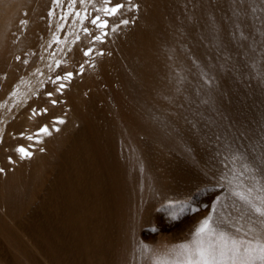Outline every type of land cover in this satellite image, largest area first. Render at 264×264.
<instances>
[{"label":"rangeland","instance_id":"374dc122","mask_svg":"<svg viewBox=\"0 0 264 264\" xmlns=\"http://www.w3.org/2000/svg\"><path fill=\"white\" fill-rule=\"evenodd\" d=\"M18 1L0 24V264H190L221 233L264 241L238 195L264 198V0Z\"/></svg>","mask_w":264,"mask_h":264},{"label":"snow or ice","instance_id":"6c2138e0","mask_svg":"<svg viewBox=\"0 0 264 264\" xmlns=\"http://www.w3.org/2000/svg\"><path fill=\"white\" fill-rule=\"evenodd\" d=\"M110 2L111 0H105V4H109ZM124 7V4L117 3L114 6L103 8V11L106 15H116ZM91 23L101 30L108 27L107 22L100 21L99 16L93 19ZM123 23L127 24L128 21L125 20ZM85 31L87 32V30ZM95 39L102 42L101 36H96ZM84 55L89 56L90 51H85ZM71 76L72 73H68L64 77H58L57 79L69 80ZM63 87L64 85L60 84V88ZM49 97H51V93H49ZM55 103L56 101H53V104ZM59 123H63V121H59ZM39 134L48 135L49 132L47 127L41 128L36 135ZM28 139L32 140L33 137L29 136ZM17 151L21 154L22 158L30 157V153L23 147L18 148ZM245 170H247V166H245ZM238 195L239 198L247 203L251 210L261 219V228L264 229V198H261L259 204H255L246 195L239 193ZM211 231L212 229L209 227V222L205 220L199 228L197 235L206 236ZM190 255L194 257V260L190 261V264H256L257 261H259V264H264V241H257L255 244L252 242L246 243L235 238L227 237L225 234L221 233L219 235V243L210 242L206 246L201 243L194 249H191Z\"/></svg>","mask_w":264,"mask_h":264},{"label":"bare ground","instance_id":"6f19581e","mask_svg":"<svg viewBox=\"0 0 264 264\" xmlns=\"http://www.w3.org/2000/svg\"><path fill=\"white\" fill-rule=\"evenodd\" d=\"M13 1H15V0H0V24H1V22H2L3 20H5L6 16L9 15V14L7 15V13H8L7 11H9V8H10V9L15 8V7H13V3H14ZM19 1H20V0H19ZM19 1H18V2H19ZM56 1H57V0H56ZM63 1H64V0H63ZM63 1H62V2H63ZM114 1H115V0H114ZM138 1H139V0H138ZM16 2H17V0L15 1V3H16ZM41 2H42V1H41ZM44 2H45V1H44ZM48 2H49V1H48ZM51 2H52V1H51ZM51 2H50V4H51ZM103 2H104V1H103ZM116 2H117V1H116ZM15 3H14V4H15ZM19 3H21V1H20ZM19 3L17 4L18 7L15 5V6H16V8H15L16 10H17V8L20 9V8L22 7V6L19 7ZM78 3L80 4V2H78ZM118 3H119V2H118ZM50 4H48V5H50ZM54 4H55V3H54ZM54 4H53V6H54ZM58 4H59V3H58ZM65 4H66V2L64 3V5H65ZM115 4H117V3H114L113 5H109V6L111 7V6H114ZM123 4H124V2H123ZM10 5H12V8H11ZM60 5H61V4H60ZM64 5H63V6H64ZM74 5H75V4H74ZM31 6H32V5H31ZM53 6H52V7H53ZM58 6H59V5H58ZM24 7H27V6L24 5V6H23V9H24ZM28 7H29V6H28ZM49 7H51V6H49ZM55 7H56V6H55ZM73 7H74V6H73ZM59 8H60V7H59ZM68 8H69V7H68ZM77 8H79V6H78ZM15 9H12V10H15ZM72 9H73V8H72ZM54 10H55V8H54ZM60 10H61V9H60ZM69 10H70V9H69ZM73 10H74V9H73ZM76 10L78 11V9H76ZM76 10H75V11H76ZM62 11H63V10H62ZM64 11H65V10H64ZM64 11H63V12H64ZM134 11H135V10H134ZM16 12H17V11H16ZM31 12H32V11H31ZM60 12H61V11H60ZM63 12H62V13H63ZM86 12H87V11H86ZM140 12H141V11H140ZM3 13H4V14H3ZM20 13H21V12H20ZM43 13H44V12H42V14H43ZM51 13H52V12H51ZM65 13H66V12H65ZM130 13H131V12H130ZM13 14H14V13H13ZM24 14H25V13H24ZM24 14H23V15H24ZM58 14H59V12H58ZM83 14H84V13H83ZM131 14H132V13H131ZM134 14H135V13H134ZM18 15H19V14H18ZM18 15H17V16H18ZM46 15H47V14H46ZM73 15H74V14H73ZM85 15H86V13H85ZM88 15H89V14H88ZM10 16H11V15H9V17H10ZM14 16H15V14L12 15V18H14ZM17 16H16V18H17ZM26 16H27V15H26ZM60 16H61V15H60ZM80 16H81V15H80ZM83 16H84V15H83ZM128 16H129V14H128ZM132 16H133V14H132ZM19 17H22V15L19 16ZM28 17H29V16H28ZM28 17H27V18H28ZM51 17H53V16H51ZM61 17L63 18V16H61ZM130 17H131V16H130ZM22 18H23V17H22ZM67 18H68V16H67ZM82 18H83V17H82ZM121 18H122V17H121ZM18 19H19V18H18ZM25 19H26V17H25ZM50 19L53 21V18H50ZM88 19H91V18H88ZM108 19H109V18H108ZM117 19H118V18H117ZM11 20H12V19H11ZM11 20H9V21H11ZM15 20H16V19H15ZM15 20H12V21H15ZM23 20H24V18H23ZM23 20H21V21H23ZM51 20H50V21H51ZM57 20H58V19H57ZM66 20H67V19H66ZM68 20H69V18H68ZM7 21H8V20H7ZM25 21H26V20H25ZM69 21H70V20H69ZM77 21H78V20H77ZM104 21H107V18H106V20H104ZM118 21H119V20H118ZM121 21H122V20H121ZM121 21H120V22H121ZM5 22H6V20H5ZM15 22H16V21H15ZM18 23H19V21H18ZM56 23H57V22H56ZM58 23H60V22L58 21ZM71 23H72V22H71ZM14 24H15V23H13V25H14ZM118 24H119V22H118ZM13 25H12V26H13ZM47 25H49V24H47ZM54 25H55V23H54ZM54 25H53V26H54ZM56 25H58V24H56ZM62 25H64V24H62ZM78 25H79V24H78ZM120 25H121V24H120ZM8 26H9V24H8ZM8 26H7V27H8ZM14 26H16V24H15ZM7 27H6V28H7ZM47 27H48V26H47ZM55 27L57 28V26H55ZM58 27H59V25H58ZM12 28H13V27H12ZM16 28H17V27H16ZM51 28H52V26H51ZM14 29H15V28H14ZM18 29H19V28H18ZM49 29H50V28H49ZM54 29H55V28H54ZM62 29H65V28L62 27ZM88 29H89V28H88ZM5 30H7V29H5ZM8 30H10V29H8ZM8 30H7V32H8ZM60 30H61V29H60ZM67 30H68V27H67ZM70 30H71V29H70ZM58 31H59V30H58ZM62 31H63V30H62ZM69 32H70V31H69ZM1 33H2V32H1ZM47 33H48V32H47ZM50 33H51V32H50ZM55 33H56V32H55ZM60 33H62V32H60ZM70 33H71V32H70ZM129 33H130V32H129ZM52 34H53V33H52ZM52 34H51V35H52ZM58 34H59V33H58ZM63 34H64V33H63ZM65 35H66V34H65ZM75 35H76V34H75ZM125 35H126V34H125ZM49 36H50V35H49ZM59 36H60V38H61L62 35L59 34ZM117 36H118V35H117ZM128 36H129L130 38L132 37V36H130V35H128ZM1 37H2V34H1ZM13 37H14V35H13ZM51 37H52V36H51ZM66 37H67V36H66ZM118 37H119V36H118ZM125 37H127V35H126ZM125 37H124V39H125ZM129 37H128V38H129ZM18 38H19V37H18ZM47 38H48V37H47ZM74 38H75V37H74ZM1 39H2V38H0V40H1ZM65 39H66V38H65ZM116 39H117V38H116ZM122 39H123V38H122ZM21 40H22V39H21ZM50 40H51V38H50ZM22 41H23V40H22ZM60 41H61V40H60ZM63 41H64V40H63ZM72 41H73V40H72ZM107 41H108V40H107ZM110 41H111V40H110ZM119 41H120V40H119ZM44 42H45V41H44ZM44 42H43V44H45ZM53 42H55V41H53ZM21 43H22V42H21ZM19 44H20V43H19ZM22 44H24V42H23ZM22 44H20V45H22ZM110 44H111V43H110ZM119 44H120V43H119ZM45 45H46V44H45ZM47 46L50 47L49 43H48ZM63 46H64V45H63ZM70 46H71V45H70ZM76 46H77V45H76ZM31 47H32V46H31ZM42 47H44V46L42 45ZM107 47H108V46H107ZM113 47H114V46H113ZM120 47H121V46H120ZM120 47L118 46V48H120ZM18 48H19V47H18ZM16 49H17V48H16ZM45 49H46V48H45ZM108 49H109V48H108ZM113 49H115V48H113ZM38 50H39V48H38ZM38 50H37V51H38ZM47 50L49 51V48H48ZM37 51H36V52H37ZM33 52H34V51H33ZM42 52H44V50H43ZM53 52H54V51H53ZM30 53H31V52H30ZM115 53H117V52H115ZM13 54H14V53H13ZM49 55H50V53H49ZM49 55H48V56H49ZM54 55H55V53H54ZM69 55L72 56V53L69 54ZM12 56H13V55H12ZM42 56H43V55H42ZM44 56H46V55L44 54ZM44 56H43V57H44ZM55 56H56V55H55ZM46 57H47V56H46ZM50 57H51V56H50ZM82 57H83V56H82ZM40 59H41V58H40ZM47 59H49V57H48ZM53 59H54V58H53ZM69 59L71 60V58H69ZM94 59H95V58H94ZM42 60H43V59H42ZM44 60H45V59H44ZM44 60H43V61H44ZM40 61H41V60H39V62H40ZM46 61L48 62V60H46ZM46 61H45V62H46ZM50 61H51V60H50ZM58 62H59V61H58ZM69 62H70V61H69ZM53 63H54V62H53ZM39 64H41V63H39ZM43 64H44V62H43ZM57 64H58V63H57ZM77 64H78V63L76 62V65H77ZM41 65H42V64H41ZM47 65H48V63H47ZM112 65H113V64H112ZM112 65H111V66H112ZM44 66H45V65H44ZM50 67H51V66H50ZM41 68H43V67H41ZM47 68H49V67H47ZM46 70H47V69H46ZM53 70H54V69H53ZM38 71H39V70H38ZM43 72H44V71H43ZM53 72H54V71H53ZM54 76H55V75H54ZM51 89H52V88H50V90H51ZM43 90H44V89H43ZM17 91H18V90H17ZM51 91H52V90H51ZM18 92H19V91H18ZM18 92H17V93H18ZM40 93H41V92H40ZM14 94H16V93H14ZM38 95L40 96V94H38ZM15 96H16V95H15ZM42 97H44V98H42V99H45V96H42ZM38 98H39V97H38ZM46 98H47V97H46ZM5 101H6V100H5ZM11 101H12V100H11ZM3 104H4V103H3ZM9 104H12V103H9ZM5 105H7V104H5ZM10 106H12V105H10ZM3 108H4V107H3ZM5 108H6V106H5ZM1 110H2V109H1ZM20 110H21V109H20ZM3 111L5 112V110H3ZM42 113H43V112H42ZM38 114H39V113H38ZM19 115H20V113H19ZM25 115H26V114H25ZM33 115H34V114H33ZM1 116H2V115H1ZM20 116H21V115H20ZM39 116H40V115H39ZM5 117H6V116H5ZM24 117H25V116H24ZM40 117H41V116H40ZM2 118H3V120H4V117H2ZM2 118H1V119H2ZM20 118H21V117H20ZM25 118H26V117H25ZM23 119H24V118H22V120H23ZM19 120H20V119H19ZM70 120H71V119H70ZM0 121H2V120H0ZM72 122H73V121H72ZM15 123H16V122H15ZM29 123H30V122H29ZM31 124H33V123H31ZM10 126L12 127V125H10ZM22 126H23V125H22ZM28 126H29V125H28ZM0 127H2V126L0 125ZM21 128H22V127H21ZM23 128H24V127H23ZM0 129L2 130V128H0ZM24 129H25V128H24ZM1 130H0V133H1ZM25 130H26V129H25ZM25 130H23V132H25ZM8 131H9V129H8ZM29 131H30V130H29ZM13 132H14V131H13ZM21 132H22V131H21ZM16 133H17V132H16ZM17 136H18V135H17ZM15 138H16V137H15ZM22 138H23V137H22ZM17 139H18V138H17ZM26 139H27V138H26ZM48 139H49V138H48ZM52 140H53V139H52ZM23 141H24V140H23ZM31 142L33 143V141H31ZM51 142H52V141H51ZM10 143H11V142H10ZM35 143H36V142H35ZM38 144H40V143H38ZM10 145H12V144H10ZM2 146H3V144H2ZM26 146H27V145H26ZM4 148H5V146H4ZM23 148L25 149V147H23ZM26 151H27V150H26ZM47 155H48V154H47ZM47 157H49V156H47ZM13 158H14V157H13ZM45 158H46V157H45ZM38 159H39V158H38ZM9 160H10V159H9ZM14 162H15V161H14ZM39 165H41V163H40ZM80 235H83V234L81 233ZM81 241H82V240H81ZM82 244H83V242H82ZM87 246H88V244H87ZM99 248H100V247H99Z\"/></svg>","mask_w":264,"mask_h":264}]
</instances>
